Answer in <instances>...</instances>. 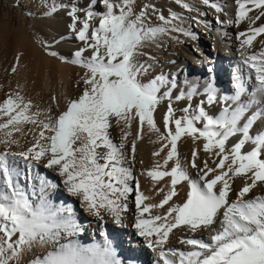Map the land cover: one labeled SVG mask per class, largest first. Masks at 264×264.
Wrapping results in <instances>:
<instances>
[{"label":"snow or ice","instance_id":"6c2138e0","mask_svg":"<svg viewBox=\"0 0 264 264\" xmlns=\"http://www.w3.org/2000/svg\"><path fill=\"white\" fill-rule=\"evenodd\" d=\"M174 3L193 10L185 0ZM203 3L217 13L222 11L210 0ZM100 4L103 10L98 7ZM235 4V20L228 23L239 26L244 20L249 21L247 31L239 32L237 39L242 62L254 74L253 99L248 104L242 101L246 90L239 78L233 96H220L214 83L209 82L203 93L207 104L226 105L219 116L210 115L202 100L195 109L191 104L184 107V115L176 118L169 103L163 118L165 131L161 132L155 112L162 100H172L171 89L176 84L163 75L144 82L152 65L141 62L140 57L144 55L143 48L161 35L179 32L192 36L175 23H182L183 18L176 12L166 17L151 0H96V5H92V0H86L83 5L72 0L69 4L61 3L60 8L67 9L70 19L67 25L70 38L82 42V46L71 52L70 57L57 51H49L48 55L83 69L78 82L82 83V89L76 98L69 99L65 110L49 117L47 122L37 120L40 113H33L32 101L19 92L7 95L0 102L3 134L0 144L6 146L0 151V264H22L24 255L37 246L46 252L34 253L30 264H122L107 236L103 243L92 245L74 239L81 228L71 207L54 206L43 189L38 202L30 199L22 190L14 167L16 158L29 162V168L31 161L46 160L45 166L58 170L67 192L79 197L92 215L103 220L102 213H107L114 223L122 226L121 214L128 211L122 201L134 191L128 183L133 179L132 171L123 166L126 161L123 149L132 132L124 131L121 143H114L109 131L113 122L125 129L136 123L131 144L133 159L137 150L135 141L143 139L145 126L157 134L155 143L165 141L153 156L159 157L168 149L163 164L157 162L146 172L153 182L170 178L169 190L162 201L145 203L149 197L140 191L138 181L135 187L138 215L134 227L147 241L148 248L160 249L163 264H264V194L250 197L258 186L264 188V132L250 133L257 120L264 117V109L246 115L251 106L264 105V47L259 52L248 51L257 37L264 35V25L253 27L264 17V0H235ZM85 8L88 10L82 18L80 13ZM255 10L259 14L250 17L249 13ZM40 11L52 17L59 9L55 4L50 7L44 4ZM153 17L160 25H152ZM96 20L98 23L94 24ZM217 23L222 21L218 19ZM19 60L17 56V65ZM16 70L12 68L13 72ZM166 85L168 90L162 92ZM196 94L193 87L175 99L191 101ZM201 123L202 127H198ZM25 124L39 125L38 139L26 150L10 151L12 145H18L14 133L21 132ZM237 134L242 138L226 147ZM183 137L194 142L202 139L203 151L218 158L213 160L215 167H210L207 160L202 167L198 165V152L193 150L190 167L196 169L194 178L180 159L178 143ZM249 143L253 148L244 151ZM101 148L106 151L98 152ZM170 161L173 163L169 169ZM237 177L244 178L239 190L233 187ZM181 184H186L188 189L184 202L170 205L163 215H153V209L169 205L179 194L177 186ZM182 227L193 234L208 231L209 239L182 237L179 242L187 250H165L170 234Z\"/></svg>","mask_w":264,"mask_h":264},{"label":"bare ground","instance_id":"6f19581e","mask_svg":"<svg viewBox=\"0 0 264 264\" xmlns=\"http://www.w3.org/2000/svg\"><path fill=\"white\" fill-rule=\"evenodd\" d=\"M0 2L7 3L9 8L12 7L10 8L12 11L21 8L22 11L28 15L29 11H31V15L29 16L34 18L37 31L35 40L33 42L31 41L33 43H31V45L22 43V40L26 39L22 36H20L23 38H21V41L18 40V38L20 39L18 36L16 39L10 37L14 39V41L16 40V43L17 41L20 42L17 43L18 45L15 50L13 49L9 52V49H4V43L5 40L9 38L11 29L7 27L8 29L4 28L1 29L2 31L0 30V98L5 94L4 91H6V87H8V94L19 92L26 100L32 101V112L40 113L37 120L47 122L50 116L53 114L56 116L58 113L65 110L69 99L76 98L81 93L82 89V83L78 84V82L84 70L78 66L66 64L60 59L48 55L49 51H57L62 56L70 57L71 52L82 46V42L70 38L71 33L67 28V25L70 23V19L66 14L67 9L60 8L61 3L69 4V0H0ZM151 2L154 3L166 17L169 16L170 12H176L180 15L183 18V22L175 23L184 28L185 31L193 34L192 36H186L179 32H170L161 35L154 43H149L143 48L144 55L140 57L141 62H147L152 65L149 73L143 78L144 82H148L155 76L163 75L169 81L174 80L176 84V87L171 89L172 100H162L155 112L157 127L161 129V132L165 131L163 118L167 112V105L169 103L172 104L175 110L176 118H180L184 115L182 112L184 107L191 104L193 109H195L202 100L204 101L203 106L205 110L210 115H213L214 118L219 116L223 107L226 105L222 103L208 105L206 96L203 94L206 85L209 82H213V80L220 96H233L235 95V83L237 82V78H239V81L243 83L246 90L242 97V101L248 104V102L253 99L252 94L255 92L256 82L254 74L242 62L240 56V41L237 39V36L239 32L247 31L249 21L246 19L241 22L239 26L228 23L229 20H235V12L237 9L235 0H210V3H216L222 8V11L219 13L209 5L204 4L203 0H185L186 3L192 6V11L181 8L174 3V0H151ZM72 3L83 5L86 3V0H72ZM44 4H47L49 7L55 4L59 11L53 14L52 17H49L45 15L44 12L40 11V8H42ZM92 5H96V0H92ZM98 7L103 10L102 4ZM87 10L88 9L85 8L81 11L80 15L82 18L84 12ZM258 14L259 10H255L250 12L249 16L255 17ZM218 19L222 21V23H217ZM13 22L14 18L12 16V21L10 23L13 24ZM93 23H98V20L93 21ZM160 23L161 22L156 17L152 18L153 26H158ZM262 25H264V17L257 20L253 27ZM262 41H264V35L257 37L253 42V47L248 51L259 52L261 48L264 47V44L261 43ZM209 44H212V51H209ZM45 45H50L51 47H46ZM197 45L199 47H197ZM22 46L24 48H21ZM211 53L213 54L211 60L206 59ZM17 56L20 57L18 65L16 62ZM149 57H151V59H149ZM213 60L215 61L213 62ZM225 60H227L228 65H226ZM211 64L217 65L216 68L210 66ZM229 65L235 68L236 76L230 74L231 72L229 73V69L226 68ZM13 67L17 68L16 72L12 71ZM209 69H211V71H209ZM2 73H4V75ZM225 77L231 78V85L228 87L226 83L220 79ZM4 84L6 85L5 88ZM193 87L197 89V94L193 96L191 101L186 98L179 101L175 99L181 92H184L186 95ZM165 90H168L167 85L162 88V92ZM51 104L52 108H49ZM262 109H264V105H253L249 108V113L246 115H250L253 111H260ZM243 122L244 121L241 122V125ZM197 126L202 127V123ZM136 129L137 125L135 122L131 129H125L122 124L116 125L115 122H113V126L109 131L113 142L116 144L121 143V137L124 131L132 132V135H130L127 142H125V147L123 149L126 156V161L123 166L129 167L132 173H135V177L128 182L129 186H131V182L135 179V182H139L140 191L143 192L145 196L149 197L145 203L159 204L169 190L170 178L165 177L157 183L153 182L151 178L146 175V172L157 162L163 164L168 149L161 152L159 157L153 156V152L159 150L165 141L155 143L154 141L158 139L157 134L149 131L147 126H145L143 139L135 141L137 150L133 159L131 155V144L135 139ZM40 130L39 125H23V130L17 133L21 137V142H19L20 140L18 141L20 137L17 136L18 145H12L9 150L22 151L31 147L35 140L38 139ZM261 132H264V117L260 118L250 130V133L253 135ZM240 138H242L240 134L231 137L226 147H231L234 143L238 142ZM19 143H21V146ZM203 143L204 141L202 139L194 142L190 137H183L178 143L181 162L184 166L188 167L194 178L196 169L190 167L193 150L198 152L196 162L201 167L205 160L208 161L210 167H215L213 160H218L217 157L203 151ZM5 147V145L0 144V151L5 150ZM252 148L253 145L251 143L246 144L244 151L251 150ZM104 151L106 150L102 148L98 149V152ZM26 163L28 164L29 162L23 161L20 158H16L14 163V167L19 173V183L22 190L30 199L38 202L41 190L43 189L45 196L54 206L71 207L74 219L81 228L79 236L74 239H78L85 245L103 243L104 238L100 236V232L106 231V236L112 242L122 264H163L160 258V249L153 251L148 248L147 241L137 234L134 223L138 213L136 207L133 209V205L129 199L122 201L128 206V211L121 214L122 226L114 223L113 218L107 213H102L104 219L100 220L87 210L79 197L72 196L67 192L63 183L64 178L58 174L56 168L46 167V160L42 159L39 162H30L32 165L30 167L31 180L25 184L23 168H25ZM172 163V161L169 162V169ZM243 184L244 178L237 177L233 181L235 190H239ZM162 188L164 189L163 192L160 191ZM177 190L179 194L169 201V205H165L163 208L153 209L152 214L163 215L170 205L182 204L186 199L188 190L186 184L178 185ZM261 194H264V188L258 186L253 190V193L250 194V197ZM231 198L234 199L235 195L233 194ZM77 202H79V205H77ZM192 236L205 240L209 239L208 231H198L193 234L186 228H177L170 234L169 242L165 246V250L168 248L187 250V246L182 245L179 241L182 237ZM47 250L51 249L49 248ZM45 252V248L39 246L35 247L33 251L27 252L24 255L22 264H30L34 253L36 255H43Z\"/></svg>","mask_w":264,"mask_h":264},{"label":"rangeland","instance_id":"374dc122","mask_svg":"<svg viewBox=\"0 0 264 264\" xmlns=\"http://www.w3.org/2000/svg\"><path fill=\"white\" fill-rule=\"evenodd\" d=\"M8 4L7 3H2V2H0V30L1 29H4V28H7V27H9L10 29H11V33H9V38H7L6 40H5V43H4V49H9L8 51L10 52V51H12L13 49L15 50L16 49V46L18 45L17 43H19L20 41H21V38L22 37H24V38H26V39H23L22 40V43H26L25 45H31V43L35 40V37H36V34H37V31H36V22H35V20H34V18H32V17H30L28 14H26V13H24L23 11H22V9L21 8H17V9H15V10H13L12 11V9H10V8H12V7H8L7 6ZM12 16H13V18H14V22H13V24L12 23H10L11 21H12ZM24 20V21H23ZM11 24H12V26H11ZM24 26V27H23ZM25 29V31H24V29ZM8 29V28H7ZM2 31V30H1ZM24 34V35H23ZM14 35V36H13ZM20 37V36H22V37H20V39L18 38V37ZM10 37H14L15 39L16 38H18V40H20V41H17V43L14 41V39H12V38H10ZM24 40H26V41H24ZM28 41V42H27ZM32 41V42H31ZM196 42H198V41H196ZM6 44V45H5ZM33 44V43H32ZM25 45H24V47H25ZM199 45V44H198ZM197 45V47H199ZM23 46L21 47V48H24ZM212 49H213V47H212V44H209V51L211 50L212 51ZM213 54L211 53V55H209V56H207L208 58H206V59H209V60H211V56H212ZM5 61V60H4ZM215 60H213V62H214ZM212 65V64H211ZM210 65V66H211ZM214 68H216V66H215V64L214 65H212ZM231 68L233 67V66H231V65H229ZM228 66V67H229ZM230 71L231 70H229V73H230ZM228 73V74H229ZM3 75H4V73H2ZM230 74H232V73H230ZM225 76H226V74H225ZM224 83H226V85H227V87L229 86V85H231V78H229V77H225V78H220ZM213 82H214V80H213ZM215 83V82H214ZM5 85V84H4ZM3 85V86H4ZM6 87V85L4 86V88ZM3 88V89H4ZM8 87H6L5 88V90L6 91H4L5 92V94H3L2 95V98H0L1 100H0V102H3V100L7 97V95H9L8 94ZM3 92V93H4ZM5 95V96H4ZM49 108H52V104H51V106H49ZM50 111H51V109H50ZM45 114V113H44ZM52 116H54V114L52 115ZM52 116H50V117H52ZM55 117V116H54ZM257 121H259V120H257ZM19 133V132H18ZM0 135L2 136L3 134H1L0 133ZM20 137L17 133H14V138H16V140H17V138L18 137ZM20 140V141H19ZM18 141L19 142H21V137H20V139L18 138ZM19 145L21 146V143H19ZM31 168H29L28 167V164L26 163L25 164V168H23V176H24V180H25V184H27L30 180H31V177H30V174H31V170H30ZM132 175H133V177H135V173L133 172L132 173ZM34 177V176H33ZM27 181V182H26ZM135 179L133 180V182H131V186L130 187H132L133 188V192L132 193H130V195H129V197H128V199H129V201L132 203V205H133V209L135 208ZM77 205H79V202H77ZM135 212V211H134ZM116 230V229H115ZM118 231V230H117ZM104 233L105 235H101V233ZM102 232H100V236H102L104 239H105V236H106V231H102ZM118 256V255H117ZM118 258H119V256H118Z\"/></svg>","mask_w":264,"mask_h":264}]
</instances>
